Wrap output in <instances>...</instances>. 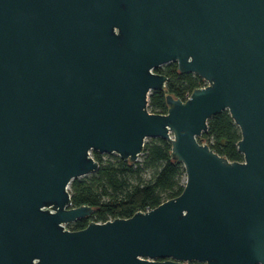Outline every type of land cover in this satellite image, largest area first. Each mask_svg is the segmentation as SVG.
Listing matches in <instances>:
<instances>
[{
    "label": "water",
    "instance_id": "95a60500",
    "mask_svg": "<svg viewBox=\"0 0 264 264\" xmlns=\"http://www.w3.org/2000/svg\"><path fill=\"white\" fill-rule=\"evenodd\" d=\"M199 76L184 99L154 70ZM227 110L241 161L197 140ZM170 143L178 195L82 228L89 153ZM0 264H264V0H0Z\"/></svg>",
    "mask_w": 264,
    "mask_h": 264
},
{
    "label": "trees",
    "instance_id": "16d2710c",
    "mask_svg": "<svg viewBox=\"0 0 264 264\" xmlns=\"http://www.w3.org/2000/svg\"><path fill=\"white\" fill-rule=\"evenodd\" d=\"M153 69L165 76L164 89L151 90L147 97V109L156 113L166 112L165 94L185 99L195 85L204 84L194 73L179 72L175 62ZM206 123L197 140L208 141L209 148L228 160L241 161L242 155L236 150L239 131L227 110L214 113ZM141 152V162H130L118 156L104 160L101 153L90 150V156L98 163L96 170L71 179L67 190L70 205H91L92 212L74 220L69 230L82 228L90 219L103 222L116 214L126 216L137 208L144 210L180 193L184 170L171 157L169 141L150 137L143 142ZM144 171L147 176L142 175Z\"/></svg>",
    "mask_w": 264,
    "mask_h": 264
},
{
    "label": "rangeland",
    "instance_id": "374dc122",
    "mask_svg": "<svg viewBox=\"0 0 264 264\" xmlns=\"http://www.w3.org/2000/svg\"><path fill=\"white\" fill-rule=\"evenodd\" d=\"M165 65H166V63H163V64L159 65L158 68H163ZM148 138H150V137L145 138L144 141L148 140ZM201 143H204V144L207 145L208 141H201ZM89 155H90V153H89ZM114 156H117V155L115 153H101V158L104 159V160H112ZM141 160H142V152H140L136 156V159L133 162H141ZM142 173H143L142 174L143 176H147V171H144ZM89 174H90V172L87 173L84 176H88ZM80 177H83V176H80ZM181 181H184V176L181 177ZM72 223H73V221L65 223V224H63V227L65 229L69 230V228L71 227Z\"/></svg>",
    "mask_w": 264,
    "mask_h": 264
},
{
    "label": "built area",
    "instance_id": "2783aa9c",
    "mask_svg": "<svg viewBox=\"0 0 264 264\" xmlns=\"http://www.w3.org/2000/svg\"><path fill=\"white\" fill-rule=\"evenodd\" d=\"M205 84H206V82H204V84H203V85H205ZM187 96H188V95H187ZM187 96H186V97H187Z\"/></svg>",
    "mask_w": 264,
    "mask_h": 264
}]
</instances>
